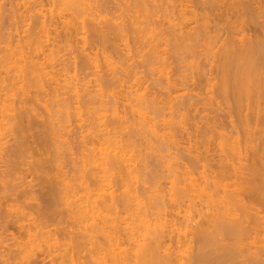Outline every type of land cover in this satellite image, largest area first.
<instances>
[{
  "label": "bare ground",
  "instance_id": "obj_1",
  "mask_svg": "<svg viewBox=\"0 0 264 264\" xmlns=\"http://www.w3.org/2000/svg\"><path fill=\"white\" fill-rule=\"evenodd\" d=\"M132 1L136 8V13L133 15L137 14L136 16H132L133 18L131 17L133 20L130 22V27L134 28L133 25L137 26L143 20L145 22L146 18H148L147 15L152 13L150 11L151 5L149 6L150 2L153 3L154 1L153 4L156 6L159 2L155 4L156 0H149L148 4L147 0ZM164 1L169 2L173 10L179 4L176 2L181 3V6L180 4L178 6L181 9L179 10L180 13L183 11L180 14L182 20L180 24H175L172 27L174 32H169V38L167 35L164 37L166 39L162 36L166 45L163 48L165 52H163V49L161 50V38L160 41H157V38L153 35V38L151 36L148 37V43L150 42V38L156 39L158 43L152 42L155 45L149 43L151 49L149 48L148 61H145V63L147 62L148 66L154 67L155 65L152 68L151 74L157 75L158 79H154L155 81L159 80L158 82L161 81L163 83V87H160L161 83L157 82L159 84V91L162 90L163 92L165 90L166 98L161 97V92H159L161 96H155L157 95V91L153 92L155 89L153 91L151 89L149 90L151 92H148V88L146 90V85L143 83L147 78L143 80L142 78L145 76L138 75L132 69V64H130V60H132L131 49H127L129 47V45H126L128 44V39H125L128 37L126 33L128 32L129 35L130 30L133 28L131 27V29L128 26L130 28L129 31H125V33L123 31V29H128V24H124L127 28L123 26L121 30H118L120 29H117V27H120L119 24L117 25L118 20L115 22V19L107 18V16L105 18L100 12L107 21L110 19V22L107 25L103 24V26L97 27L100 29L108 27L107 31L112 35L117 32L116 35L118 37L122 33L121 40H125L126 44H123L124 41L123 43L121 42L123 47L121 44L115 42L112 46L113 43L111 44L109 41L111 44L108 46L109 48L107 46L105 48L104 46L103 49V47L101 48L95 43L100 49L88 42L92 38L87 40L88 36L86 34L89 33V30H87L89 24L87 22L91 20L93 23V21L99 20L96 24L100 25V21L104 19L99 11L96 10L98 7L93 5L91 0H40V3H37L39 9L33 6L25 10L27 12L26 15L23 12L24 10L16 13L17 15L19 14V18L33 19V17H36L37 20L35 19V25L33 24L35 27L30 32L31 34L28 33L30 35L25 39L26 41L24 40V46L19 45L16 48L8 46L0 50V136L9 133L14 135L15 138V135H17L15 140L13 138L15 142L12 143L13 145L9 144V146L6 145L5 147V144L3 145L0 142V149H2L0 151V160L6 159L5 161L8 160L12 163L14 160H18L19 154L23 156L20 153L21 149V152L24 151L23 153H26L25 151L27 150H23V148L27 145L28 138L32 137L31 144L33 147L31 145V147L27 146V148L29 150L33 149L31 151H33L35 160L29 161V165L24 160L22 164L25 163L27 167L32 166L31 169L34 171L35 176L38 175L40 179L43 176V180L41 181L46 184L45 188L42 187V184L41 186H39L40 183L37 184L40 188L42 187L41 191L46 193L45 199L46 197L54 198L53 201H56V204L59 203L58 201H62L63 204L61 205L67 208L68 213L78 223L79 227L77 229L79 231L76 233V236L72 232V234L69 233V237L72 235V240H70L72 243L70 242L71 244L69 243L67 246L69 245L71 249L74 248L72 249L74 252L75 250L78 252V249L84 248L83 245H88L87 243L90 242L89 244H92L94 248L91 251V253L93 252V256L91 255L93 257L91 260L92 264H264V164H261V161L264 162V159L261 158L262 156L260 157L258 147L251 142L254 141V135L251 137L248 134L251 138L248 137L247 140L251 143L247 141L246 146L247 148L251 146L252 150L250 156L245 158L246 156L243 155L241 148H239V145L237 146V139L235 141V137H232L236 143L232 142V140L230 142V134L228 135L227 131H225L227 133L223 131L225 129L222 127L225 124L221 127L216 119H211V116H218V114L214 113L210 116L211 113H208L206 116H202L200 120L205 119L206 123L203 126L199 125L198 116L194 112L198 108L196 109V104H193L192 100H190L191 102L189 101L190 98L185 96L186 92L184 91L186 87L189 90L190 84L192 86L198 84L195 87H199L204 82V79L205 87H203L205 91H203L206 93H203L206 95L207 104H204L206 111L213 112L215 107L217 111H225L228 119L229 117L231 118V123L235 121L236 117L234 118V116H237L239 123L242 121L241 123L245 124L243 130H247V127L253 125L249 123L252 118L257 122L264 121V114H262L264 112V108L262 110L264 90L261 89L264 86L262 85L264 84V50L262 49L264 47V39L248 37L249 34L247 35L245 26L248 24L245 18L246 15H248L247 18L255 20V17L259 18L257 14L262 12L259 11V7H256L255 9L257 10L258 8L260 12L256 13L258 11L254 12L255 9L250 6V8L248 7V12L242 11L245 8L244 4L246 2L244 4L240 2H244V0H231L232 2L230 1V3L229 0H203V6H206L205 11H207L203 10L204 15H202L203 13H199L200 11L192 9L190 5L192 1ZM247 3L250 4L251 2ZM20 5L18 2L15 7L19 9ZM260 5L262 6V4ZM25 6L26 4H23V8ZM203 6H198V8H203ZM15 11L12 14L13 18H18ZM141 12L145 14L143 15L144 17L141 16ZM212 13H215L216 17L220 18V24L218 22H215L216 25L213 23L216 27L211 25L212 22L209 20L211 17L209 14ZM12 15H9V18ZM140 17L144 19L139 21ZM10 20H13L12 17ZM147 21L149 19L146 20L147 26L145 28L140 29L139 25L136 27L137 30L140 29L136 34L139 31L143 33L148 26L150 27L152 19L149 23ZM191 21L196 23L195 27L188 29L183 26L188 25ZM59 23H64L65 29V38L60 37L62 39L61 45L65 43L64 41H67L65 45L69 47L73 46L71 47L73 49H75L74 46L76 45V50L80 49L78 52L84 53V56L81 54L83 56L82 59L87 61V63L84 61L82 63L93 68V80L90 79L89 82L86 81L87 83L84 82L82 84L81 79L78 80V76V78L76 75L72 76L68 73V70H62V68L59 70L56 67L59 64L56 60H59V57L63 56L60 49L65 47L62 46L60 48V42L59 44L57 42L60 41V39L58 40V36H62L60 33L59 35L56 33L57 28L60 26ZM114 23L117 31L115 28H112L114 27ZM257 23L256 26L258 25ZM260 23L263 22L261 21ZM218 24L223 26V28L225 26L224 31H222L223 28L222 30L220 29L221 26ZM152 28L150 33L152 30L153 32L155 30ZM262 28L264 29V26ZM98 30L97 33L95 32L96 34H99ZM100 31L103 32L104 30L101 29ZM107 31L104 32L107 33ZM256 31H258L257 28ZM54 32L57 34V40L56 37L54 40L51 37ZM90 32L93 33V31ZM223 32H226L227 35H222L221 33ZM109 33H104L105 37L107 36L106 38L111 36H108ZM131 33L132 35L134 33V39L138 36L139 40L141 39L139 36L144 35V33L143 35H136L133 30ZM238 34L242 35L238 37ZM261 34L264 33L262 32ZM102 36L103 34L101 36L96 35V37H99L97 40L105 38L104 36L101 38ZM63 39L65 40L63 41ZM108 39H111V37ZM108 39L105 40L108 41ZM144 39L145 37L143 41ZM79 42L83 43H81L82 46L77 44ZM88 43L95 47L89 46ZM51 45L53 48H51ZM169 47L171 48L169 49ZM167 49L170 52L172 51L171 49H174L173 52L176 53V59L179 61L181 58L185 59L183 55H196V59L198 55H201L200 58L204 57L202 59V61L204 60L203 64L198 59V61L192 59L189 64L184 66L182 60L180 62L182 67H179V62L177 64L179 72L181 68L183 70V67H185L183 71L190 69L191 73L189 72V75H191L195 70V75L189 77V75H185L187 72L184 75L180 72V75L174 71L175 74H171L172 70H176V66L171 67L170 59H168L170 58L169 51ZM197 49L201 52L197 51ZM173 52L172 55H175ZM165 54L167 55L165 56ZM58 55L62 56L58 57ZM188 59L186 58V61ZM201 65L204 66L202 67ZM82 66L80 65V67ZM105 67L109 68L114 74L113 76L111 73L112 77L110 72L108 73V69L107 74L110 75L111 78L108 77L110 80L105 79V77L107 78L106 73L104 74ZM186 68L188 69L186 70ZM100 72L105 76L100 74ZM154 80L152 81L154 82ZM158 84H155V86ZM158 87L155 88L158 90ZM46 97H48L47 100L45 99ZM160 97L161 99L159 100ZM166 110H169V117L164 113ZM191 110H194V114ZM75 120L76 122L79 121L78 124L88 130H86L87 134L85 136L81 129V133L84 135L81 134L82 138L90 137L91 141L85 144L87 143L85 140L88 139H80L79 146H81V141L84 143L82 142L81 148L79 146L77 148H80V152L77 150L80 153V157L78 154L79 158L76 159V162L74 161V157L73 159L70 158V160L74 161L72 167H74L75 171L71 170L75 175H70V177L68 175L69 171H65L64 161L67 159L66 155H69L77 147L74 148L72 146L73 142L71 143L75 129L72 131L70 127L73 126L71 124ZM235 123L232 124V128L234 127V129L236 128ZM189 125L191 126L187 127ZM241 126L243 127V125ZM161 130L164 131L162 132L163 134H160ZM71 131L72 135L69 134ZM177 131L179 132L177 133ZM248 131L250 132L252 129L247 130V133ZM179 133H186V136H189L190 147L187 148V151H189L187 156H192V159L188 157L191 159V163L189 164V160L186 159L185 161H188L186 162L188 165L185 163L186 167L174 168L177 163L173 161V158L179 159V156L176 154L172 158L170 157L172 154L163 155L165 157L162 165L164 164L165 168L170 172L175 170V174L170 176L171 192L163 190H152L151 192V180L154 181L156 179L152 183L156 184L158 183L157 179H160L162 175L156 172L157 176H161L158 178L154 176L155 179H153L152 173L150 183L147 181V177L150 175L145 179H143L144 177L142 178L145 175L143 173L150 166L146 162L147 156H149V152L147 153V151L150 150L151 152L153 150L152 153L154 152V154L157 153V156H161L162 153L171 151L173 147L177 148V146H181L184 142L180 137H183L184 134L179 136ZM250 133L252 134V132ZM66 134H68L67 136L71 135L72 139H67V136L65 137ZM77 134L76 136L79 135ZM194 137L196 141L193 140ZM213 138L214 140L217 139V144L214 142V145L218 147L216 146L215 148L220 150L219 158L215 163H211L210 159V152L213 150L211 149L212 146L210 147V143ZM140 139L146 141L148 146L146 143L145 146L149 150L140 147ZM238 139L240 140V137ZM47 140L52 141L51 148L54 150H50V148L47 150L46 146L48 145H45L48 142ZM54 142H58L61 146L59 144L55 145ZM66 142L67 146L64 145ZM48 143L50 144V142ZM73 144L75 145V143ZM27 148L25 147V149ZM144 149H146V154L148 155L144 154ZM2 151H6V153ZM45 152L49 154L51 152V156L45 158L47 156ZM44 154L45 156H43ZM24 156L26 158V155ZM24 156H20L19 160L24 158ZM244 160H247V162L244 163ZM201 161L203 162L201 165L203 166L201 167L203 171L199 174L197 169H200L198 168L200 165H197L198 167L195 165L196 163H201ZM14 162L13 164H6L10 170L5 171L7 168L4 170L6 177L3 176L5 177L3 178L1 176L3 181L13 175L14 171L20 169L21 163L19 164V161L18 163L17 161ZM30 162H32V165ZM193 167L201 177L196 176L198 174H195ZM54 168L56 169V174L50 176L51 173L53 174ZM19 176L17 175V178L21 180L20 184H11L12 181H5V185L4 183H0L3 184L2 190L4 191L0 193L4 195L0 196V229H4L7 233L11 232L9 229L14 225H17L19 229L26 228L24 220L28 213L34 211L30 212L33 208L30 210L29 207L30 211H28L25 205V199L32 196V194L25 190L27 182L24 175ZM179 176L184 178L183 182L185 184L183 186L180 185L181 182L178 183L179 180L182 181ZM93 183L98 185V192L95 193L94 201H91L92 192L90 191V186ZM147 183L150 185L148 186ZM139 184L142 185H140V188L142 187L141 189H143L142 193H140ZM37 189L34 190L36 191ZM82 189L87 191L85 196L80 195ZM39 193L41 192L38 191L36 194ZM36 194L32 197L38 200V196L41 194L38 196ZM13 197L17 199L16 202L20 203V201H23L24 204L15 207L11 203V201H15ZM33 199L30 202H33ZM45 199H42V202ZM256 202H259V204H256ZM46 203L44 202L40 205L37 203L39 205L38 208L44 204L48 206ZM53 205L55 206V204ZM37 206L36 210H39ZM42 208L44 209V206ZM49 208L47 209L48 211ZM45 210L42 211L45 212ZM42 211H40L39 216H42ZM34 213L36 214V212ZM55 214L57 215V213ZM45 217L43 216L41 219H48H45ZM47 217L50 216L47 215ZM198 217L202 218L200 222L196 221ZM45 223L44 225L39 223L38 226L36 224L34 232L27 230L28 239L26 242L17 241L15 245L19 248H17L19 252L17 249L16 251L23 256L19 258L18 262L15 258L10 257L12 255H4V251L3 254L0 252V264H41V262L43 264L46 257L52 256L54 251H62L60 246L62 244L57 239L58 231H54L55 233L50 231L51 229ZM193 225L194 227H192ZM53 233L56 238L53 237ZM11 234L9 233V236ZM252 237L254 242L248 240ZM97 239L102 240L99 241ZM19 240L23 241V239ZM246 240H248V243ZM193 241L197 246L195 253L190 250H193L191 248ZM2 242L0 240V244L3 245ZM7 248L9 249V253L13 251L11 246H7ZM40 249L42 250L40 253H44L42 255L45 256L44 258L41 256L43 259L39 257L41 254H38ZM66 249L65 251L67 252L68 250ZM240 258L241 260H239Z\"/></svg>",
  "mask_w": 264,
  "mask_h": 264
},
{
  "label": "rangeland",
  "instance_id": "obj_2",
  "mask_svg": "<svg viewBox=\"0 0 264 264\" xmlns=\"http://www.w3.org/2000/svg\"><path fill=\"white\" fill-rule=\"evenodd\" d=\"M9 1L10 0H0V50L1 49H3L4 47L6 48V47H12V48H16L17 46H24V44L23 43H25L24 42V40L25 39H27V37L31 34L30 32L33 30V27H35V26H33V24L36 22V17H33V19L31 18V19H26L25 17H20L19 18V14L17 15L16 13H18V12H22L23 10V12H25L24 14L26 15V11L25 10H28V9H30L31 7H38L37 9H39V5L37 4V3H40V0H15V2H14V0H11L10 1V3H9ZM14 2V4H12L13 2ZM17 1V2H16ZM148 1L149 0H147V3H148ZM150 1H153V0H150ZM149 1V2H150ZM178 1V0H177ZM180 1V0H179ZM182 1V0H181ZM189 1H192L191 3H190V5L192 6V9H194V10H197V11H200L199 13H203L202 15H204V11H205V8H206V6H203V0H189ZM230 1L231 0H229V3H230ZM243 1V0H242ZM253 1V2H252ZM12 2V3H11ZM20 3L21 5H20V7H19V9H17L15 6L17 5V3ZM91 2L93 3V5H95V6H97L98 7V9H96V10H98L99 11V13L101 12L103 15H104V17L105 16H107V18H110V19H115V22H116V20H118L117 21V25L119 24V26L120 27H117V29L118 28H120V29H118V30H121V28L124 26V24H128L127 25V27L129 26L130 27V22H132V20L133 19H131V17L132 16H136V15H133L134 13H136L135 11H136V8H135V6H134V3H133V1L132 0H91ZM159 2V3H158ZM161 2V3H160ZM232 2V1H231ZM246 2V4L248 5L249 3H247V2H251L248 6L246 5V4H244ZM255 2H257V3H255ZM153 3H154V1H153ZM153 3H151L150 2V4H149V6L151 5V10H150V8H149V10L150 11H152V13H153V15H152V13L151 12H149V13H151L150 15H147L148 16V18H146V16H145V18H146V20H148L149 19V21H147L148 23L150 22V20L152 19V24H150V27H149V29H148V27H147V29H146V31H143V33H144V35H143V33H142V31H139V33H137L138 35H143L144 37H145V39H144V41L146 40V39H148V40H146V42H147V44H145L146 42H144L143 41V36H139V38H141L140 40L137 38L138 36H136V38H137V40H136V38L134 39V33H133V35H132V30H133V32H135V34H136V32L138 31V30H140L141 28H145V26H147V24H146V20H145V22H144V20L142 21V23H145V24H139L138 23V25H139V27H140V29H138L137 30V26H135V25H133L134 26V28L132 29L131 27V29L132 30H130V32H129V35H128V32L126 33L127 35L126 36H128L125 40H127L128 39V41H127V43L128 44H126L125 43V40H121V35H122V33H121V31H120V35H119V37L116 35V33L114 34V35H112V34H110L107 30L109 29L108 27L107 28H105V27H102L101 29L102 30H104V31H107V33H109L108 34V36H110L111 37V39H108V38H110V37H108V38H106L105 37V35H104V33L105 34H107L106 32H101L100 30V28H98V27H100V26H103V24L104 25H107V24H109V20L107 21L104 17H103V15H102V17L104 18V19H102L101 21L103 22H101L100 21V25H98V24H96V23H98L99 22V20L97 21V20H95V22L93 21V23L91 22V20L89 21V22H91L92 23V25H91V23H89V22H87L86 24L88 25L87 27H88V29L87 30H89V33L88 34H86L87 36H88V38H87V36H86V38H87V40L88 39H91V40H89L88 42H90L91 44H94L95 46H96V48H102L103 47V49H104V46H105V48H106V46L108 47V46H110L112 43V46L115 44V42H117V43H119V44H121V46H123V44H126L127 46L129 45V47H127V49L128 48H130L131 49V51H130V54H132V60H130V64H132L131 65V67H132V69H134L137 73H138V75H140V76H145L144 78H142L143 80L145 79V78H147V79H145L146 80V82H145V80H144V85H146V90H147V88H148V92H151V91H153L154 89V93H155V91H157L156 93H157V95H155V96H161V93H162V96L161 97H165L166 95H165V93H164V89L163 88H160V89H163L164 91L162 92V90L161 91H159V84L161 83V85H160V87L163 85V83L160 81V82H158V81H155V80H157L158 78H157V75L155 74H151V72H152V68H154L155 67V65H154V67L153 66H148L147 65V62L145 63V61H148V57H149V51H150V49H151V45L149 44V43H151L152 44V42H157L158 40L160 41V38H161V43H162V46H161V50L164 48V47H166V45L164 44V39H166V38H164V37H166V35H167V37H168V34H169V32H171V31H173V26L175 25V24H180L181 23V20H182V18H181V15L180 14H182L183 13V11H181V13H180V11L179 10H181V9H179L180 7L178 6L179 4H180V6H181V3L180 2H176V3H179L178 5H176L175 6V9L173 10V7H171V5H170V3L168 2H166V1H162V0H156V2H155V4H157L158 3V5L156 6V5H154ZM240 3H243L245 6V8H247V9H245V8H243L242 7V5H241V7L243 8V10L242 11H245V12H248L247 10H249V8L250 7H252L253 9H255L256 7H259V9L257 8V10L255 9L254 10V12H256V11H260V12H262V13H260L259 11L258 12H256V13H260V14H257V16L259 17V18H256L255 17V20H251V19H249V18H247L248 17V15H246L245 16V18H246V20L248 21V24H246L245 26H246V31H247V35L249 34V36L248 37H250V38H253V39H256V38H259V39H264V34H261L262 32L264 33V29L262 28L263 26H264V0H244V2H240ZM16 4V5H15ZM23 4H26V6L23 8ZM28 4V5H27ZM35 4H37V5H35ZM253 4H254V6H253ZM260 4H262V6L260 5ZM259 5V6H258ZM30 6V7H29ZM148 6V7H149ZM153 6V7H152ZM178 6V8L176 9V7ZM198 6H203V8H201V7H199L198 8ZM247 6V7H246ZM250 6V7H249ZM260 6H261V8H260ZM12 7V8H11ZM48 7H50V6H48ZM249 7V8H248ZM12 9V10H11ZM14 9V10H13ZM201 9V10H200ZM245 9V10H244ZM16 10V11H15ZM204 10V11H203ZM15 11V14L18 16V18H13V15L12 14H14L13 12ZM97 11V12H98ZM201 11H203V12H201ZM205 12H207V11H205ZM244 12V13H245ZM142 13V12H141ZM146 13V12H145ZM208 13H211V12H208ZM262 14H263V16H262ZM9 15H12V16H10V18H9ZM143 15H145V14H143L142 13V17H144ZM152 15V16H151ZM211 15V17H213V18H211L210 17V21L212 22V24L211 25H213V26H215L216 25V23L215 22H220L219 20H220V18L219 17H216L217 15H215V13H212V14H209V16ZM115 16V17H114ZM151 16V17H150ZM209 16H208V18H209ZM261 16V17H260ZM11 17H12V19L13 20H10L11 19ZM118 19H117V18ZM151 19H150V18ZM201 17H204V16H201ZM263 17V18H262ZM130 18V19H129ZM133 18V17H132ZM141 18V17H140ZM261 18V19H260ZM16 19V20H15ZM25 19V20H24ZM36 19V20H35ZM139 19V18H138ZM142 19H144V18H141L139 21H141ZM212 19V20H211ZM217 19V20H216ZM258 19V21H259V23H257L258 21H256ZM15 20V21H14ZM89 20V19H88ZM87 20V21H88ZM105 20H106V22H105ZM131 20V21H130ZM213 20H214V22H213ZM17 21V22H16ZM97 21V22H96ZM209 21V22H210ZM256 21V22H255ZM263 22V23H260V22ZM16 22V23H15ZM125 22V23H124ZM250 22V23H249ZM253 22V23H252ZM96 25H95V24ZM121 23V24H120ZM213 23H215V25L213 24ZM256 23L259 25H257L256 26ZM64 24V23H63ZM63 24H60L59 23V28H57L58 30H59V32H58V30L56 31V33L59 35V33H60V35H62V36H56L57 34L54 32L53 33V35L51 36L52 37V39L54 40L55 39V37H56V40H57V38H58V40L60 39V41H57L58 42V44H59V42H60V44H59V46L61 45V43H62V39L61 38H63L64 36H65V29H64V25ZM220 24V23H219ZM218 24V25H219ZM35 25V24H34ZM63 25V26H62ZM93 25H95V26H93ZM113 25V23H112V20H111V26ZM122 25V26H121ZM126 25L124 26V27H126ZM141 25V26H140ZM149 25V24H148ZM189 25V26H188ZM188 25L186 24V25H183V26H185V27H187L188 29L189 28H191V27H195L196 26V23H194V22H189L188 23ZM93 26V27H92ZM98 26V27H97ZM110 26V25H109ZM110 26V27H111ZM115 23H114V27H112V28H115ZM219 26H221V25H219ZM248 26V27H247ZM251 26V27H250ZM256 26V27H255ZM95 27V28H94ZM126 27V28H127ZM128 27V29L127 30H125V29H123V31H124V33H125V31H129V28ZM153 27V28H152ZM216 27V26H215ZM215 27H213V29H215ZM263 29H261V28ZM32 28V29H31ZM151 28L152 29H155L154 30V32H153V30L151 31V33H150V30H151ZM222 28H223V26H221L220 27V29L222 30ZM224 28H225V26H224ZM224 28H223V30L222 31H224ZM253 28H255V29H253ZM256 28H257V30L258 31H256ZM29 29H31L30 31H29ZM64 29V30H63ZM96 29V30H95ZM97 29H99L98 31H99V34H96L97 33ZM106 29V30H105ZM116 29V28H115ZM114 29V30H115ZM117 29H116V31H117ZM261 29V30H260ZM114 30H113V32H114ZM134 30H136V31H134ZM145 30V29H144ZM149 32H148V31ZM37 31V30H36ZM63 31V32H62ZM90 31H93V33L92 32H90ZM110 31H111V28H110ZM221 31V32H222ZM246 31H245V33H246ZM256 31V32H255ZM262 31V32H261ZM96 32V33H95ZM100 32H101V34H103V36L105 37L104 39H98L97 40V38H99V37H96V35H100L101 36V34H100ZM112 32V31H111ZM174 32V31H173ZM173 32H172V34H173ZM239 32V31H238ZM259 32V33H258ZM28 33H30V34H28ZM123 33V34H124ZM141 33V34H140ZM145 33H146V36H145ZM150 33V34H149ZM257 33V34H256ZM55 34V35H54ZM96 34V35H95ZM136 34V35H137ZM222 35H224V34H226L227 35V33L226 32H223V33H221ZM252 34V35H251ZM259 34V35H258ZM94 35V36H93ZM155 36V38H157V41H156V39H152L153 38V36ZM165 35V36H164ZM170 35H171V33H170ZM225 35V36H226ZM239 35H242V34H238V37H240ZM256 35H258L257 37H256ZM103 36L101 37V38H103ZM116 36V37H115ZM123 36V35H122ZM149 36H151L152 38H150V42L148 43V41H149ZM162 36H163V38H162ZM61 37V38H60ZM95 37H96V39H95ZM113 37H115L114 39H115V41H114V39H113ZM118 37V38H117ZM222 37H224V36H222ZM263 37V38H262ZM65 38V37H64ZM119 38H120V40H119ZM169 38V37H168ZM167 38V39H168ZM225 38V37H224ZM51 39V40H52ZM105 39H108V41L107 40H105ZM152 39V40H151ZM223 39V38H222ZM53 40H52V42H53ZM65 39H63V41H64ZM112 40V41H111ZM116 40H118V41H116ZM162 40H163V42H162ZM26 41V40H25ZM79 41V40H78ZM81 41V40H80ZM93 41V42H92ZM95 41H97V42H95ZM99 41V42H98ZM109 41H110V43H109ZM123 41H124V43H123ZM264 41V40H263ZM55 42V41H54ZM65 43H63L61 46H60V48L62 47V46H65V47H62V49H60V52L62 53V55H58V57L59 56H62V57H59V60L57 59L56 61H58V63L59 64H57V62H56V64L58 65V66H56L59 70H61V68H62V70H65V71H67L68 70V73L69 74H71L72 76H75L76 75V77L78 76L79 77V79L78 80H80L81 79V82H82V84H84V82H89V80L91 79V80H93V76L94 75H92V74H94L92 71H94V70H92L93 68L92 67H88L89 65H86V64H83L84 62L85 63H87V61H84L82 58H83V56H84V53L82 52L81 53V51L80 52H78L80 49H77L76 50V45L74 46V48L75 49H73V48H71V47H73V46H67V45H65V44H67V41H64ZM104 42H106V43H103ZM123 44H122V43ZM137 42H140V43H137ZM82 42H79V43H77L79 46H82V44H81ZM98 46H100V47H97V45ZM99 43V44H98ZM109 45H108V44ZM155 43H153L154 45H155ZM158 43V42H157ZM22 44V45H21ZM91 44H89L88 43V45L90 46ZM103 44V45H102ZM152 44V45H153ZM53 45H54V43H53ZM55 45H57V43H55ZM69 45V44H68ZM94 45H91V46H93V47H95ZM15 46V47H14ZM111 46V47H112ZM124 47V46H123ZM122 47V48H123ZM172 47V46H171ZM171 47H169V49L171 48ZM51 48H53L52 47V45H51ZM79 48V47H78ZM100 48V49H101ZM109 48V47H108ZM150 48V49H149ZM168 48V47H167ZM173 48V47H172ZM130 49H128V50H130ZM166 49V48H165ZM169 49H167L169 52V57L170 58H168V59H170L169 60V62H170V64L172 65L171 67H175V69L176 70H172V73L171 74H175V73H177V74H180L181 75V73H182V75H184L185 74V72H187L185 75H189L190 73H191V70L190 69H188V68H186V70L187 71H183V70H185V67H183V70H182V68H181V70H180V72H179V67L181 66L182 67V65H181V61L183 60L184 61V63H183V61H182V64L184 65V66H186L187 64H189V62H191L192 61V59L193 60H195L196 59V55L194 56V55H192V54H188V55H183V56H185V59H183V58H181L180 59V61L178 60V59H176L177 58V55H176V53H174L173 51H174V49H171L172 51L170 52V50ZM263 50H264V47L262 48ZM26 50H28V49H26ZM262 50V51H263ZM63 51V52H62ZM197 51H200L199 49H197ZM29 52V51H28ZM163 52H165L164 51V49H163ZM167 52V51H166ZM172 52H173V54H175V55H172ZM201 52V51H200ZM264 52V51H263ZM80 53V54H79ZM167 53V54H168ZM170 53H171V55H170ZM81 54H83V56L81 55ZM167 54H165V56L167 55ZM81 56V57H80ZM174 56H176V57H174ZM182 56V57H183ZM187 56V57H186ZM57 57V58H58ZM130 57V58H131ZM145 57H146V59H145ZM193 57V58H192ZM201 57V55L199 56L198 55V60H200L199 62H202L201 64H203V61H202V59L204 58L203 56H202V58H200ZM60 58H62V59H60ZM186 58L188 59V61H186ZM84 59H85V57H84ZM176 59V60H175ZM196 59V60H197ZM82 60V61H81ZM86 60V59H85ZM178 60V61H177ZM197 60V61H198ZM84 61V62H83ZM177 61V62H176ZM186 61V62H185ZM83 62V63H82ZM178 62H179V64H178ZM177 64L179 65V67L177 68ZM80 65L82 66V67H80ZM85 65V66H84ZM157 66V65H156ZM202 67L204 66V65H201ZM205 66H207V64H205ZM209 66V65H208ZM64 67V68H63ZM69 67V68H68ZM66 68V69H65ZM207 68H209V67H207ZM207 68H206V70H207ZM107 68L105 67V69H104V74L105 75H107V78L108 77H110V75L109 74H107V71H108V69L106 70ZM172 69H174V68H172ZM106 71V72H105ZM175 73H174V72ZM177 71V72H176ZM103 72V71H102ZM102 72H100V74H103ZM110 72V74L112 73L111 71H110V69H109V71H108V73ZM179 72V73H178ZM184 72V73H183ZM190 72V73H189ZM192 72H193V69H192ZM75 73H77V74H75ZM153 73H154V71H153ZM194 73H196V71L194 70ZM191 74L192 76L193 75H195V74ZM103 74V75H104ZM113 74V73H112ZM112 74H111V76H112ZM104 75V76H105ZM109 75V76H108ZM152 75V76H151ZM191 75H189V77H192ZM113 76H114V74H113ZM112 76V77H113ZM173 76V75H172ZM175 76H177V75H175ZM179 76V75H178ZM213 76H214V74H213ZM77 77V78H78ZM92 77V78H91ZM139 77V76H138ZM106 77H105V79L106 80H110L109 78L107 79ZM111 78V77H110ZM178 78V77H177ZM82 79H83V81H82ZM155 79V80H154ZM152 80H154V82L152 81ZM203 81L205 82V80L203 79ZM80 82V81H79ZM80 82V83H81ZM86 82V83H87ZM156 82V83H155ZM159 84H158V83ZM204 82H202L201 84H200V86L199 87H195V85H193L192 86V84H190V86H189V84H188V86L190 87H188V89L189 90H187V87H186V89H184V91L186 92L185 93V96L187 97V98H190L189 99V101L190 100H192L193 101V104H196V111H197V113H196V111H194L195 112V114H197V116H198V121H199V125L200 126H203L205 123H206V121H205V119H203V120H200V118L202 117V116H206L208 113H211L210 114V116L211 115H213L214 113L217 115L218 114V116H215V115H213V116H211V119H216V121H217V123L222 127L224 124V126L222 127L223 129H225V130H223L224 132L225 131H227L228 132V135L229 136H231V138H230V142H231V140H232V142H235L236 141V139H237V146L239 145V148H241V151H242V153H243V155L244 156H246L245 158H247V156H250V153H251V146L249 147V148H247V146H246V142L248 141L247 139H248V137H253V135H254V137H253V140L254 141H251L252 142V144L254 143V145L255 146H257L258 148L257 149H259L260 150V157L261 158H263L264 159V121H259V122H257V121H254V119L252 118V117H250V118H252L250 121L251 122H249V123H251V124H253V125H250L249 127H247L248 129L247 130H251L252 129V131H250V132H252V134L248 131V133H247V130H243V128L245 127V124H243V123H241L242 121H240V123H239V121H238V117L237 116H234V118H235V121H236V123H235V121L234 122H232L231 123V118L229 117V119H228V115L225 113V111H221V110H216V107L213 109V112H211V111H206L204 108V104L206 103L207 104V101H206V95L204 94V93H206V92H204L205 90H204V87H205V85H204ZM146 83V84H145ZM190 83V82H189ZM192 83H193V81H192ZM155 84H158L157 86H155ZM262 85H264V84H262ZM157 88L158 87V90L155 88V87ZM196 86H198V84L196 85ZM204 86V87H203ZM163 87V86H162ZM200 87H202V88H200ZM152 89V90H151ZM194 89V90H193ZM261 89H263L264 90V86L261 88ZM145 89H144V91H146ZM149 90H151V91H149ZM204 90V91H203ZM184 91H182V92H184ZM262 91V90H261ZM159 92H161V93H159ZM181 92V93H182ZM204 92V93H203ZM264 92V91H263ZM180 93V94H181ZM200 95H199V94ZM258 93V92H257ZM174 95H176V94H174ZM161 97L159 98V100L161 99ZM47 98L48 97H46L45 99L47 100ZM166 98V97H165ZM188 100V99H187ZM191 102V101H190ZM262 102H264V99H263V101ZM263 104V103H262ZM160 105H161V103H160ZM263 108H264V104L262 105V110H263ZM225 109H227L226 107H225ZM151 110V109H150ZM187 111V110H186ZM193 111L191 110V112L193 113ZM215 111V112H214ZM220 111V112H219ZM244 111H246V110H244ZM248 111V110H247ZM182 112H184V111H182ZM190 112V113H191ZM217 112V113H216ZM226 112H227V110H226ZM164 113H166L167 114V117H169L170 115L168 114L169 113V110H166ZM188 113H189V111H188ZM191 113V114H192ZM223 113V117L221 116V114ZM244 113V112H243ZM248 113V112H247ZM194 114V113H193ZM192 114V115H193ZM245 114V113H244ZM262 114H264V112L262 113ZM224 115H225V117H224ZM251 116V115H250ZM227 117V118H226ZM218 118H220V119H218ZM233 118V119H234ZM180 119V118H179ZM178 119V120H179ZM225 119V120H224ZM219 120V121H218ZM74 122V123H73ZM72 122V124L71 125H73V126H71L70 128H72V131L75 129V131H74V135H72V131L71 132H69V134H71L72 135V138H71V135H69V136H67L68 134H66L65 135V137L67 136V139H72L71 140V143L73 142V143H75V145L72 143V146L75 148L76 146V148H75V150H72L73 152H70V154L69 155H66V157H67V159L64 161L65 163H64V166H65V171H69V176L70 175H73L74 174V167H72V164H73V162L75 161L76 162V159H78L79 157H80V148H81V146L83 145L82 144V142L83 141H81V146H79V142H80V139L81 140H85V139H88V140H85V142H87V143H85V144H88V142L89 141H91V138L90 137H86V138H82V136H81V134L83 133L85 136H86V134H87V129L86 128H84L83 126H81V125H79L78 123H79V121L78 122H76V120L75 121H73ZM76 122V123H75ZM193 122V121H192ZM253 122V123H252ZM261 122V123H260ZM161 123V122H160ZM191 123V122H190ZM231 125H230V124ZM233 123H235L236 124V128L234 129V127L232 128V124ZM263 123V124H262ZM81 124V123H80ZM247 124V123H246ZM162 125V124H161ZM241 125H243V127L241 126ZM249 125V124H248ZM76 126V127H75ZM191 125H189V126H187V127H190ZM226 126V127H225ZM231 126V127H230ZM75 127V128H74ZM79 127H81V128H79ZM163 128V127H162ZM221 128V129H222ZM81 129H82V133H81ZM161 129V128H160ZM164 129V128H163ZM162 129V130H163ZM227 129V130H226ZM232 129H234V130H232ZM246 129V128H245ZM78 130H80L79 132H78ZM87 130V131H86ZM127 130V129H126ZM160 131L161 133L160 134H163L162 132H164V131ZM166 131V130H165ZM180 131V130H179ZM179 131H177V133L179 132ZM75 132H76V134H77V132H78V136H80V137H78V136H76V134H75ZM193 132V131H192ZM227 132H225V133H227ZM233 132V133H232ZM237 133V134H236ZM247 133V134H246ZM82 134V135H83ZM182 134H184V133H182ZM182 134L181 133H179L178 135L180 136H182ZM234 134V135H233ZM235 134L237 135V138H236V136H235ZM248 134H250V136H248ZM83 135V136H84ZM187 134L185 133L184 135H183V137H180V139H182V141L184 142V143H182V145L181 146H177V148H172V150L171 151H168V152H166V153H162L161 154V156H157V153H155L154 154V152L152 153V151L150 152V150H149V148H147L146 146H145V143H146V141L145 140H141L140 139V141H139V143L141 144V146L140 147H144V148H147L149 151H147V153L149 154V156H147L146 158H147V161L146 162H148L147 164L148 165H150L149 167H148V169L145 171V172H148V173H143V175L144 176H142V178L143 179H145L148 175H150V176H148L147 177V181L150 183V180L153 178V179H155L154 178V176H157L158 174L156 173V172H158V173H160L161 175H159V176H157L156 178H158V177H160L161 176V178L160 179H157L158 180V183H156V184H152V183H154V181L156 180H151V185L149 184V183H147L148 184V186L150 185V191L152 192V190H160V191H165V192H171L170 190H171V188H172V186H171V178H170V176H172L173 174H175V170L173 171V172H170V171H168L167 170V168H165V166H164V164L162 165V163L164 162L163 160H164V157L165 156H163V155H169V154H172L170 157H175L176 156V154L179 156L178 158L179 159H175V158H173V161H175V163H177L175 166H174V168L176 167H186L185 166V163L186 162H188V161H185L186 159L187 160H189V164L191 163V155L190 156H187L189 153V151H187L188 149V147H190V145H189V136H186ZM16 137H17V135H15ZM75 136V137H74ZM15 137V138H16ZM70 137V138H69ZM77 137V138H76ZM232 137H235V139L234 138H232ZM238 137H240V140L238 139ZM250 137V138H251ZM13 138H14V135H12V134H9V133H5V134H2L1 136H0V142L6 147V145H8L9 146V144L11 145L12 143H15L14 142V140H15V138H14V140H13ZM79 138V139H78ZM249 138V139H250ZM29 140H27V145L25 146L26 148H27V146L28 147H31V141L33 140L32 139V137H30V138H28ZM65 139V138H64ZM74 139L76 140V141H78V142H74ZM78 139V140H77ZM196 138L194 137V139L193 140H195ZM216 139V138H215ZM233 139L235 140V141H233ZM69 140V141H70ZM9 141V142H8ZM50 142V144L48 143V142ZM46 142L47 143H45V145H48V146H46V148H47V150L50 148V150H54V149H52L51 148V145H52V141H50V140H47ZM67 141V140H66ZM196 141V140H195ZM217 141V139L216 140H214V138H213V140H212V142L210 143L211 145H210V147L212 146V148L211 149H213V150H211V152H210V159H211V163H215L216 162V160H218V158H219V154H220V150H217L218 148H215L217 145H214L215 143L214 142H216ZM239 141V142H238ZM241 141V142H240ZM30 142V143H29ZM142 142V143H141ZM235 142V143H236ZM248 142H250V141H248ZM250 142V143H251ZM257 142V143H256ZM0 143V144H1ZM55 143V142H54ZM60 143H63V142H60ZM78 143V144H77ZM84 143V142H83ZM143 143H144V145H143ZM58 145L59 143L58 142H56L55 143V145ZM77 144V145H76ZM194 144V143H193ZM216 144H217V142H216ZM245 144V145H244ZM247 144H249V143H247ZM13 145V144H12ZM60 146H61V144H59ZM65 146H67V142H66V144H64ZM63 145V146H64ZM146 145H147V143H146ZM214 145V146H213ZM78 146L80 147L79 149H77L78 148ZM148 146V145H147ZM249 146V145H248ZM25 147L23 148V150H27V151H25L26 153H23V152H21L22 151V149H21V151H20V153H22L23 154V156L24 155H26V158H25V156H24V158H21V160H19L20 159V156L21 157H23L22 155H20L19 154V157L17 158L18 160H14V161H17V163H18V161H19V164L21 163L22 164V162H24V160H26L27 161V164L29 163V161H34L35 160V158H34V154H33V151H31V150H33L32 148H31V150H29V148H27V149H25ZM32 147H33V145H32ZM178 147H180V148H178ZM218 147V146H217ZM65 148V147H64ZM141 148V149H142ZM216 149V150H215ZM245 149V150H244ZM246 149H248V150H246ZM2 149H0V151H1ZM29 150V151H28ZM44 150H46L45 148H44ZM79 152H78V151ZM145 150V153L144 154H146V149H144ZM249 150H250V152H249ZM76 151V152H75ZM3 153H6V151H2ZM78 152V153H77ZM144 152V151H143ZM247 152H248V154H247ZM262 153V154H261ZM27 154H28V156H27ZM45 154L47 155V156H45ZM45 154L43 155V156H45V158L47 157H50L51 156V152H50V154L47 152H45ZM49 154V155H48ZM73 154V155H72ZM78 154H79V157H78ZM148 154H146V155H148ZM152 154V155H151ZM153 154H154V156H153ZM245 154H247V155H245ZM33 156V157H32ZM69 156V157H68ZM153 156V157H152ZM155 156H156V158H155ZM163 156V157H162ZM73 157H74V161L73 160H70V158L71 159H73ZM76 157V158H75ZM150 157H152V158H150ZM170 157H168V158H170ZM186 157V158H185ZM188 157H190L191 159H189ZM160 158V159H159ZM163 158V159H162ZM172 158H171V160H172ZM23 159V160H22ZM33 159V160H32ZM150 159V160H149ZM262 159V160H263ZM6 159H2V160H0V183H4V185H5V181H12L11 182V184L12 183H19L20 184V179H18L17 178V175L19 176H21V175H24V177H25V181L28 183V185H27V183L25 184L26 186H25V190L28 192L29 191V193H31L32 194V196L34 197V195L38 192V191H40L41 193H39V194H41V195H39V194H36L38 197H39V199L37 200V199H33V197L32 196H29L27 199H25V205H26V207L28 208H30V210H29V208H28V211H30V212H32L33 210V212L32 213H28L27 214V217L25 218V220H24V224H25V226H26V228H24V229H19L18 228V226L17 225H14L13 227L11 226L10 227V229H9V231L11 230V232H9L11 235H13L14 236V238H13V236H9V233H7L4 229H0V240L1 241H3L2 243H3V245L2 244H0V245H2L0 248V252L3 254V252H4V255H12V256H10V257H13V258H15V260L18 262L19 261V258H22L23 256H21L22 254H20V253H18L19 251H18V247H16L17 245H15L16 243H17V241H20V242H26L27 241V239H28V232H27V230L29 231V230H32L31 232H34V230H35V227H36V224H37V226H38V224L40 223V224H43L44 225V223L45 222H47V223H45V224H47L46 226L49 228V229H51L50 231H58L57 232V239H58V242L59 243H61L62 245H64L63 247H62V245H60L61 246V248H62V251H54V253L52 254V256H47L46 257V260L44 261V263L43 264H92V259H93V252L91 253V251L92 250H94V248L92 247V244H89V243H87L88 245H83V247L85 248H80V249H83V250H80V249H78V252L75 250V252H74V250H72V249H74V248H70L69 247V245L67 246V244H69L70 242L72 243V241H70V240H72V235H71V237H69L70 235H69V233L70 234H72V233H74L73 235L74 236H76V233L79 231L77 228L79 227L78 226V223H76L75 222V220L73 219V216L71 215V214H69L68 213V210H67V208L65 207V206H63V205H61V204H63V202L62 201H58L59 203H57L56 204V201H53V199L54 198H48V197H46V199H47V201H45L46 199H45V195H46V193H44V191L42 192L41 191V189H42V187L43 188H45V185L46 184H44L43 183V181H41V180H43L42 179V177L43 176H41V179H40V177L38 176V175H36L35 176V174H34V171L31 169V167L30 166H28V167H30V168H28L27 167V165H25V163H23L22 164V166H21V164H20V169L19 170H17V171H19L18 172V174H16L17 173V171H14L15 173L13 174V175H11V176H9V177H7V179L6 180H2L3 178H5L6 177V173H5V175H4V172L5 171H8V169H9V167H7V165L6 164H9V163H12V162H9L8 160L7 161H5ZM7 162V163H5V162ZM11 161V160H10ZM13 161V160H12ZM13 161V163H15ZM21 161V162H20ZM78 161V160H77ZM160 161V162H159ZM163 161V162H162ZM1 162H4V163H1ZM9 162V163H8ZM72 162V163H71ZM247 162V160H244V163H246ZM12 163V164H13ZM17 163H16V166H17ZM32 162H30V164H31ZM200 163V162H199ZM199 163H196V167H198L199 165V167L198 168H200V169H197V171H199V174L203 171V168H201V167H203V166H201L202 164H203V162L201 161V163L199 164ZM264 164V162H262L261 161V164ZM187 164V163H186ZM260 164V165H261ZM29 165V164H28ZM32 165V164H31ZM147 165V166H148ZM162 165V166H161ZM188 165V164H187ZM198 165V166H197ZM5 166V167H4ZM9 166V165H8ZM24 166V167H23ZM194 166V167H195ZM24 169H23V168ZM67 167V168H66ZM194 167H193V169H194ZM195 167V168H196ZM260 167H262V166H260ZM7 168V169H6ZM30 170H28V169ZM6 169V170H5ZM24 171H23V170ZM25 169H26V171H25ZM73 169V170H72ZM182 169V168H181ZM191 169H192V167H191ZM264 169V168H263ZM2 170V171H1ZM5 170V171H4ZM10 170V169H9ZM56 169L54 168V170H53V174L51 173L50 174V176L51 175H54V174H56V171H55ZM71 170L72 171H74V172H71ZM196 169H194V171H195ZM21 171V172H20ZM33 172V174H32V172ZM54 171H55V173H54ZM264 171V170H263ZM2 172V173H1ZM26 174H25V173ZM30 172V173H29ZM28 173V174H27ZM68 173V172H67ZM72 173V174H71ZM152 173H153V176H152V178H151V175H152ZM147 174V175H146ZM155 174V175H154ZM195 174H198V172H196L195 171ZM196 175L197 177L198 176H200V175ZM16 175V177H14ZM75 175V174H74ZM180 175V174H179ZM1 176L3 177V176H5V177H3L2 179H1ZM19 176V177H20ZM27 176V177H26ZM180 176H182V175H180ZM179 176V178H181ZM39 177V178H38ZM71 177V176H70ZM201 177V176H200ZM11 178V179H10ZM15 180H14V179ZM149 178V179H148ZM39 179H40V181H39ZM182 179V181H178V183H180L181 182V184L180 185H184L185 184V182H183V179L184 178H181ZM19 180V182H17ZM15 181V182H14ZM45 182V181H44ZM40 183V185L39 186H41V184H42V187L40 188L39 186H38V184ZM44 184V185H43ZM146 184V185H147ZM1 186H0V193H2V192H4L2 189H3V184H0ZM29 185H31V186H29ZM33 185H34V187H33ZM36 185V186H35ZM140 185L141 184H139V188H140ZM142 186V185H141ZM2 187V188H1ZM30 187V188H29ZM33 189H32V188ZM39 187V188H38ZM181 187V186H180ZM38 188V189H37ZM142 188V187H141ZM140 188V193H142L143 192V189H141ZM34 189H37L36 191L34 190ZM47 189V188H46ZM45 189V190H46ZM31 190V191H30ZM80 190V189H79ZM34 191V193H32ZM90 191L92 192V198H91V201H94V199H95V193H97L98 192V185H95L94 183L93 184H91V186H90ZM86 190H84V189H82V191L80 192V195L82 196H85L86 195ZM155 192V191H154ZM44 193V194H43ZM156 193H157V191H156ZM4 194V193H3ZM34 194V195H33ZM43 194V195H42ZM165 194V193H164ZM0 196L2 197V196H4V195H2V194H0ZM47 196V195H46ZM14 198V197H13ZM32 199H33V202H30V201H32ZM42 199H45V200H43L48 206H46L45 204L43 205L44 206V209L42 208L43 206L41 205L40 206V208H38L39 207V205L42 203H44V202H42ZM13 200V199H12ZM14 200L15 201H11V203L15 206V207H18L19 205H22V204H24L23 203V201H20V200H18V201H20V203L19 202H16L17 201V199H15L14 198ZM36 200V201H35ZM30 202V204H29V202ZM39 201H41V202H39ZM36 202V203H35ZM61 202V203H60ZM11 203H8V204H11ZM29 205H28V204ZM39 205H38V204ZM55 204V206L52 204ZM255 203V202H254ZM11 204V205H12ZM36 204V205H35ZM59 204H60V206H59ZM256 204H259V202L257 203L256 202ZM38 205V206H37ZM50 205H51V209L49 208L50 207ZM58 205V206H57ZM36 206H37V209H39V210H36ZM48 207L49 208V211L47 210L48 208H46V207ZM60 207V208H57V207ZM55 207V208H54ZM46 209V210H45ZM57 209V210H56ZM42 210H45V212L44 211H42ZM54 210H56V211H54ZM170 210V209H169ZM39 211V212H38ZM40 211H42V213L43 214H41L42 216H39V213H41ZM47 211V212H46ZM34 212H36V214L34 213ZM53 212V213H52ZM57 213V215L55 214V213ZM46 213V214H45ZM48 213V214H47ZM51 213V214H50ZM47 215L48 216H50V217H47ZM45 217V219L46 218H48V219H46V220H44V218L43 219H41L42 217ZM52 216V217H51ZM72 216V217H71ZM38 217H40V218H38ZM49 218H51V219H49ZM42 221H41V220ZM55 219V220H54ZM201 217H198L197 219H196V221L197 222H200L201 221ZM44 222V223H43ZM49 223V224H48ZM0 225H1V220H0ZM30 225H31V228H30ZM49 225V226H48ZM53 225V226H52ZM196 225V224H195ZM28 227V228H27ZM192 227H194V225L192 226ZM30 228V229H29ZM26 229V230H25ZM53 229V230H52ZM47 230V229H46ZM69 230V231H68ZM73 230H77L76 232L75 231H73ZM66 231H68L67 233H66ZM72 232V233H71ZM52 233V232H51ZM55 233V232H54ZM53 233V237H55L54 234ZM69 235V236H68ZM16 237V238H15ZM22 237V238H21ZM192 237H193V235H192ZM56 238V237H55ZM69 238H71V239H69ZM75 238V237H74ZM16 239V240H15ZM19 239H23V241L22 240H19ZM74 240V239H73ZM96 240V239H95ZM94 240V241H95ZM97 240H99V241H101L100 239H97ZM248 240H250V242H251V240L253 241V237L251 238V239H248ZM248 240H246L247 241V243H248ZM255 240V239H254ZM249 242V245L251 244ZM254 242V241H253ZM70 243V244H71ZM246 243V244H247ZM21 244V243H20ZM260 245V244H259ZM259 245H256V246H259ZM7 246L9 247V246H11V249H13V251H11L10 253H9V249L7 248ZM19 246V245H18ZM251 246V245H250ZM250 246H248V247H250ZM20 247V246H19ZM71 247H72V245H71ZM4 248V249H3ZM18 248V249H17ZM67 248V249H66ZM191 248H193V250L192 249H190L191 251H193L194 253L196 252V248H197V246H196V243L193 241V243H192V247ZM254 248V247H253ZM252 248V249H253ZM16 249H17V251H16ZM65 249L66 250H68L67 252L65 251ZM64 250V251H63ZM38 251V250H37ZM40 251H42L41 249L38 251V254L40 255L39 257H45V256H43L42 254H44V253H40ZM80 251V252H79ZM16 252V253H15ZM190 254V253H189ZM193 254V253H192ZM191 254V255H192ZM3 255V256H4ZM92 255V256H91ZM190 255V256H191ZM2 256V255H1ZM8 256H6V258H8ZM41 257V259H43ZM92 257V258H91ZM12 258V259H13ZM187 258V257H186ZM73 259H74V262H73ZM239 260H241V258L239 259ZM185 261H187V260H185ZM11 262H13V260H11ZM91 262V263H90ZM41 264H42V262H41Z\"/></svg>",
  "mask_w": 264,
  "mask_h": 264
}]
</instances>
